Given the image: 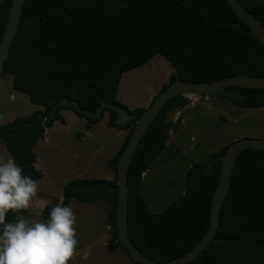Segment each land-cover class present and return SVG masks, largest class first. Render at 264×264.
I'll return each mask as SVG.
<instances>
[{
    "label": "trees",
    "instance_id": "trees-1",
    "mask_svg": "<svg viewBox=\"0 0 264 264\" xmlns=\"http://www.w3.org/2000/svg\"><path fill=\"white\" fill-rule=\"evenodd\" d=\"M238 1L264 23V0ZM11 5L12 0L0 5V44ZM156 56L165 58L174 69L161 93L175 80L202 83L239 74L264 76V45L227 0H26L0 76H12L13 89L44 108L0 125V142L22 174L36 181L43 174L36 167L35 146L55 122L65 124L61 110L85 118L87 131L106 112L110 126L131 129L119 152L108 161L115 179L71 180L63 187L61 202L68 206L73 200L109 204L113 233L108 250L123 248L131 259L118 239L117 169L136 121L119 127L117 112L110 109H103L98 119L78 113L75 106L62 105L54 115L51 112L62 98L77 101L88 111H96L104 102L125 107L117 101L123 74L147 65ZM227 90L236 95L222 97L240 107L264 108V89ZM190 104V98L182 96L168 101L144 134L128 172L131 240L160 263L184 256L207 232L222 158L229 146L192 165L184 194L163 213L152 212L140 189L142 176L166 149L168 114ZM130 112L140 118L145 109ZM49 211L46 206L45 218ZM5 219L15 220L16 211L10 210ZM190 264H264V152L246 149L238 156L217 234Z\"/></svg>",
    "mask_w": 264,
    "mask_h": 264
},
{
    "label": "rangeland",
    "instance_id": "rangeland-1",
    "mask_svg": "<svg viewBox=\"0 0 264 264\" xmlns=\"http://www.w3.org/2000/svg\"><path fill=\"white\" fill-rule=\"evenodd\" d=\"M173 74L174 69L167 60L156 56L146 66L123 74L120 100L128 106L143 107L149 99L154 101ZM12 83L10 75L0 78V125L43 110L42 106L32 104L26 95L15 91ZM190 100L193 105H188L182 114L178 111L168 114L170 139L166 149L140 182L144 201L156 214L166 211L184 194L186 174L192 165L238 140H264V108H243L222 96H193ZM109 115L106 112L102 121L91 125L90 131H87L89 122L79 116V119L68 118L67 126L58 123L47 129L45 138L35 146L36 167L44 175L36 181V194L41 196H34L27 209L17 210L16 219L20 216L45 218L44 208L62 202L63 187L71 180L115 179L108 161L123 145L115 131L107 128ZM130 130H125L126 138ZM8 158L11 157L0 142V160ZM70 207L75 217L77 245L67 264H135L123 248L113 254L108 250L113 233L109 204L73 200ZM84 252L89 253L87 259H82Z\"/></svg>",
    "mask_w": 264,
    "mask_h": 264
},
{
    "label": "water",
    "instance_id": "water-1",
    "mask_svg": "<svg viewBox=\"0 0 264 264\" xmlns=\"http://www.w3.org/2000/svg\"><path fill=\"white\" fill-rule=\"evenodd\" d=\"M6 0H0V5ZM237 16L250 28L255 37L264 45V23L254 14L248 11L238 0H227ZM26 0H12L8 22L0 44V76L5 71V63L9 58L10 50L16 37L23 7ZM228 88L264 89V76L254 77L245 74L234 75L214 82L194 83L183 80H175L162 93H160L151 105L145 109L140 118L136 113H131L127 108L114 105L108 102L102 103L96 111L84 110L77 101H69L65 98L53 108L51 115H54L58 108L63 106H75L78 113L91 119H98L102 116L103 109H110L117 112L115 119L119 127H125L136 121L132 129L129 141L121 154L118 162V202L116 208V223L118 239L123 247L130 253L132 259L139 264H190L202 253L203 250L214 240L220 221V212L229 194L231 179L236 161L241 152L246 149H253L264 152V140L244 138L230 144L222 158V170L212 201L210 225L202 240L187 254L174 258L167 262H156L143 254L132 242L129 234V184L128 172L138 146L151 126L158 113L164 108L169 100L177 97L191 98L193 96H226L232 97ZM176 112V111H175ZM211 171V163L207 165V172Z\"/></svg>",
    "mask_w": 264,
    "mask_h": 264
},
{
    "label": "clouds",
    "instance_id": "clouds-1",
    "mask_svg": "<svg viewBox=\"0 0 264 264\" xmlns=\"http://www.w3.org/2000/svg\"><path fill=\"white\" fill-rule=\"evenodd\" d=\"M36 191V180L23 175L12 158L0 160V264H67L74 254L70 206L57 203L43 219H5L10 210L27 209ZM88 255L84 252L82 259Z\"/></svg>",
    "mask_w": 264,
    "mask_h": 264
},
{
    "label": "crops",
    "instance_id": "crops-1",
    "mask_svg": "<svg viewBox=\"0 0 264 264\" xmlns=\"http://www.w3.org/2000/svg\"><path fill=\"white\" fill-rule=\"evenodd\" d=\"M153 60V59H152ZM151 60V61H152ZM150 61V62H151ZM149 62V63H150ZM148 63V64H149ZM146 66V65H145ZM144 67V66H143ZM142 68V67H141ZM128 73V72H127ZM120 84H121V82H120ZM119 88H120V85H119ZM152 96V95H151ZM151 98V97H150ZM120 100V93H119V90H118V93H117V101L118 102H121V104H123L124 106H126L129 110H134V109H137V108H147V107H149L150 106V104H151V100L149 99V102L146 104V105H144L143 107L142 106H139V105H134V106H128V105H126L124 102H122L121 100ZM193 105V103L191 102V104L189 105V106H192ZM43 108V107H42ZM186 109H188V107H186L185 109H183V110H181V111H179V110H177L179 113H183L184 111H186ZM43 110H44V108H43ZM61 115L63 116V118H64V121H65V124H63V123H61V122H55L54 124H53V126H55L56 124H58V123H60V124H62V126H67V124H68V118H72V119H79L78 118V116L72 111V110H67V109H63V110H61ZM80 119H82V118H80ZM84 119V118H83ZM106 120H107V128H108V130H110V131H112V132H114V133H116V136L118 137V139L120 140V141H122V142H120L121 143V145H123L124 144V142H125V139H126V135L127 134H125V130H120V129H117V128H113V127H109V117H107L106 118ZM88 125V124H87ZM53 126L51 127V128H49V129H52L53 128ZM46 133H47V130H46ZM46 133H45V136H46ZM88 135H90V133H87ZM45 136H44V138H45ZM43 138V139H44ZM37 163V162H36ZM43 178H44V175H43ZM38 181V180H37ZM41 196L40 195V193H38V194H36L35 193V195L34 196ZM117 249H119V248H117ZM116 249V250H117ZM115 252V251H114ZM114 252H112V254L114 253ZM111 253V252H110Z\"/></svg>",
    "mask_w": 264,
    "mask_h": 264
}]
</instances>
